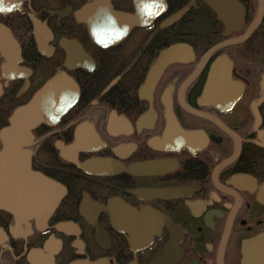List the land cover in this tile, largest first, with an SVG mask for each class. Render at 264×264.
I'll list each match as a JSON object with an SVG mask.
<instances>
[{
  "label": "flooded vegetation",
  "instance_id": "flooded-vegetation-1",
  "mask_svg": "<svg viewBox=\"0 0 264 264\" xmlns=\"http://www.w3.org/2000/svg\"><path fill=\"white\" fill-rule=\"evenodd\" d=\"M230 1L236 26L207 0H0V129L56 72L77 94L19 141L0 264H264V0Z\"/></svg>",
  "mask_w": 264,
  "mask_h": 264
},
{
  "label": "water",
  "instance_id": "water-1",
  "mask_svg": "<svg viewBox=\"0 0 264 264\" xmlns=\"http://www.w3.org/2000/svg\"><path fill=\"white\" fill-rule=\"evenodd\" d=\"M225 9L230 10L231 6L228 5ZM107 16H104L103 18H106ZM219 17L224 22L229 20V17L224 11L219 14ZM97 18L100 17H93V19ZM122 18L117 13L113 21L106 20V23L115 26L122 20ZM77 19H80V21L85 20L83 16H79ZM131 20L134 24L143 23L140 14L132 16ZM88 29L92 33L93 39L99 43H101V39L98 35H101L102 32L105 35H116V32L121 30V28L99 27H89ZM162 57L165 58L166 56L163 55ZM165 64L166 62H162L161 65L157 66L159 68L157 71L153 74L149 73V79L153 78V81H155L161 73L160 69L163 68ZM73 83L74 82L64 73L58 72L50 81L45 83L39 91H37L27 105L21 106L14 111V114L11 117V125L0 130V141L2 144V149H0V193L7 194L10 191L7 189L6 183L2 182V179L5 176H13L14 172L15 174L19 173V168L24 167L22 161H25V159L20 154L27 153V151L18 150L22 145L19 141L23 138L25 140L27 139L32 128L43 120V116L46 115L54 120L73 104L72 98L75 97L71 94L74 89ZM13 170L14 172H12ZM25 174L27 175L28 173Z\"/></svg>",
  "mask_w": 264,
  "mask_h": 264
},
{
  "label": "bare ground",
  "instance_id": "bare-ground-1",
  "mask_svg": "<svg viewBox=\"0 0 264 264\" xmlns=\"http://www.w3.org/2000/svg\"><path fill=\"white\" fill-rule=\"evenodd\" d=\"M207 3L210 5V7L216 12V14H217V16L219 17V14H221L222 13V11H224V12H226V15L229 17V20L228 21H223L220 17H219V19H221L224 23H226V25H239L240 24V21H241V15H239L238 13H232L231 11H229V10H227V9H225L228 5H230L231 6V3H232V1H230V0H207ZM117 13L118 12H115V11H112V13H109V15L106 17V18H103L104 16H102V17H100V18H97V19H93V20H85L86 21V24L89 26V27H91V28H100V27H104V28H106V27H110V26H112V25H109V24H107L106 23V20H112L113 21V19H114V17L117 15ZM102 35H103V38H104V33L102 32ZM108 39V38H107ZM165 52H168V53H165V54H163V53H161L160 54V56L159 57H162L163 55H166V56H170L171 57V54H172V52H173V50H171V51H165ZM192 51H189V49H187L186 50V54H185V57H188V55H190V53H191ZM174 58H175V56H173ZM177 58V57H176ZM162 59L161 60H159V61H157V62H155L154 64H153V66H159V65H161L162 64ZM164 68V67H163ZM163 68H161L160 69V71H162V69ZM58 72H56L55 74H57ZM53 78V76L52 77H50L48 80H47V82L48 81H50L51 79ZM46 82V83H47ZM148 81L145 79V82L144 83H147ZM149 83H150V79H149ZM45 85V83L42 85V87ZM221 92H223L222 90H221ZM222 97H223V95H222ZM224 99V98H223ZM72 102L73 103H75V101L77 100V94L75 95V97H73L72 98ZM29 103V102H28ZM28 103H26L25 105H27ZM230 103V102H229ZM19 108V107H18ZM18 108H16V109H18ZM16 109H14L13 111H12V113L10 114V116L8 117V124L6 125V126H4L2 129H4V128H7L8 126H10L11 124H10V122H11V117L13 116V114H14V111L16 110ZM68 110V109H67ZM66 110V111H67ZM40 123V122H39ZM38 123V124H39ZM37 124V125H38ZM37 125H35L33 128H32V130L37 126ZM2 129H0V130H2ZM31 130V131H32ZM0 149H2V144H1V148ZM28 160H29V158L27 159V161L26 162H28ZM6 177V176H5ZM5 177L2 179V182H5ZM39 178V177H38ZM41 186H42V188H43V192L45 193V195L48 197V198H53V200H55V201H59V199H60V196L59 195H56L59 191H60V187L56 184V183H53V182H50V181H47L44 177H42L41 178ZM56 186H57V189H59L58 191H53L54 190V188H56ZM52 190V191H51ZM59 194V193H58ZM56 195V196H55ZM139 215H141V214H139Z\"/></svg>",
  "mask_w": 264,
  "mask_h": 264
},
{
  "label": "snow or ice",
  "instance_id": "snow-or-ice-1",
  "mask_svg": "<svg viewBox=\"0 0 264 264\" xmlns=\"http://www.w3.org/2000/svg\"><path fill=\"white\" fill-rule=\"evenodd\" d=\"M12 7L14 8V7H16V5H15V4H13V5H12ZM0 10H4V9H0ZM7 10H9V11H10L11 9H7Z\"/></svg>",
  "mask_w": 264,
  "mask_h": 264
}]
</instances>
